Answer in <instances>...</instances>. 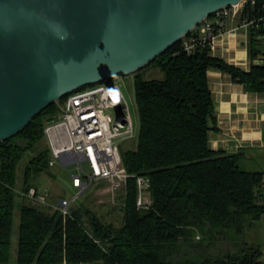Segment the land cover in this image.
I'll return each mask as SVG.
<instances>
[{"label": "trees", "instance_id": "trees-1", "mask_svg": "<svg viewBox=\"0 0 264 264\" xmlns=\"http://www.w3.org/2000/svg\"><path fill=\"white\" fill-rule=\"evenodd\" d=\"M263 1L248 0L242 15L251 19L260 14ZM192 33L130 73L139 127L136 136L120 146L122 165L130 176L116 198L119 204L107 213L117 218L108 220L80 195L63 215L21 194L30 187L43 190L37 179L51 167L43 129L57 118L56 101L35 114L23 130L0 141V264L257 261L262 246L255 240L254 227L264 216V172L244 170L237 154L210 148L208 132L215 110L207 70L216 68L251 91H264V66L245 71L213 56L208 47L187 51L183 41ZM259 33L250 28L251 56L261 50ZM150 67L159 68L162 76H143ZM138 176L148 179L146 208L136 206ZM14 214L18 224L13 232ZM249 233L254 237L248 238Z\"/></svg>", "mask_w": 264, "mask_h": 264}, {"label": "water", "instance_id": "water-1", "mask_svg": "<svg viewBox=\"0 0 264 264\" xmlns=\"http://www.w3.org/2000/svg\"><path fill=\"white\" fill-rule=\"evenodd\" d=\"M243 0H0V141L64 95L133 73Z\"/></svg>", "mask_w": 264, "mask_h": 264}, {"label": "built area", "instance_id": "built-area-1", "mask_svg": "<svg viewBox=\"0 0 264 264\" xmlns=\"http://www.w3.org/2000/svg\"><path fill=\"white\" fill-rule=\"evenodd\" d=\"M247 2L243 0L224 6L208 16L183 41L184 48L190 51L202 46L215 50L217 39L230 18H239L241 25L260 30L257 36L264 42V1L263 11L251 19L242 15ZM254 64L264 66V53L254 58ZM58 101L57 118L47 122L43 129L50 150L48 164L58 163L64 168L76 164L78 173L71 174V185L77 193L71 200L60 197L57 202L49 201L45 189L39 191L30 187L21 194L33 203L50 206L67 215L71 203L94 182L108 183L114 196L125 187L130 174L122 165L120 146L123 141L134 137L135 129L123 83L116 77L80 87ZM136 182V206L146 208L150 204L148 179L138 176ZM261 183H264V174ZM253 264H264V245L261 256Z\"/></svg>", "mask_w": 264, "mask_h": 264}, {"label": "crops", "instance_id": "crops-1", "mask_svg": "<svg viewBox=\"0 0 264 264\" xmlns=\"http://www.w3.org/2000/svg\"><path fill=\"white\" fill-rule=\"evenodd\" d=\"M250 28L241 25L239 18H230L211 54L249 70L254 58L264 52L263 42L258 54L250 55ZM207 79L215 110L208 132L210 148L237 154L244 170L264 172V91H251L216 68L207 70Z\"/></svg>", "mask_w": 264, "mask_h": 264}, {"label": "rangeland", "instance_id": "rangeland-1", "mask_svg": "<svg viewBox=\"0 0 264 264\" xmlns=\"http://www.w3.org/2000/svg\"><path fill=\"white\" fill-rule=\"evenodd\" d=\"M143 76L145 77H161L162 73L157 67H150L143 71ZM121 80L123 83V92L125 96L127 97L129 101L130 106V112L133 120V125L135 129V135L137 134L138 127H139V117L137 113V107L136 102L134 98V88H133V82H132V75H117L114 76ZM59 100V99H58ZM58 100H55L57 103ZM133 137V138H134ZM135 141V139L129 140L126 143V146L131 144L130 142ZM83 167L87 169L86 163H83ZM78 173L77 165L71 164L67 168H64L60 166L58 163L51 166L48 172L42 173L38 179H37V185L39 189L46 188V191L50 194L49 201L50 202H57L60 197L67 198L71 200L74 195H76V189L72 187L71 185V174ZM261 190L264 192V183L261 186ZM53 196V198H52ZM81 197L75 199L71 206L75 203H78L80 198L82 201H86L89 205H92L91 207L98 211L99 213H104L108 220H111L112 218H117V215L115 212V215L109 216L107 213L109 211V208L112 206H115L119 204V201L116 199L118 195L114 196L111 193V190L109 188L108 183L104 181L100 182H94L88 190L80 195ZM33 203V202H32ZM38 204V203H35ZM40 206L50 208L53 210L52 207L38 204ZM70 206V207H71ZM18 224V217L16 214L13 216V232L16 230V226ZM255 228V240L256 242H259L261 246L264 245V218H261L260 221L256 222ZM253 233L248 234V238H253ZM198 237V236H197ZM13 242H15V237H13Z\"/></svg>", "mask_w": 264, "mask_h": 264}]
</instances>
